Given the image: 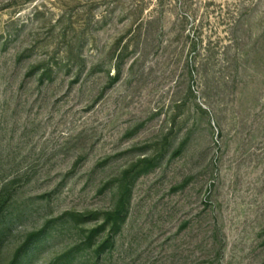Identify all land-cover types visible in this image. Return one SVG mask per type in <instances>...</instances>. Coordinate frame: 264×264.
<instances>
[{"label":"rangeland","instance_id":"obj_1","mask_svg":"<svg viewBox=\"0 0 264 264\" xmlns=\"http://www.w3.org/2000/svg\"><path fill=\"white\" fill-rule=\"evenodd\" d=\"M0 264H264V0H0Z\"/></svg>","mask_w":264,"mask_h":264},{"label":"trees","instance_id":"obj_2","mask_svg":"<svg viewBox=\"0 0 264 264\" xmlns=\"http://www.w3.org/2000/svg\"><path fill=\"white\" fill-rule=\"evenodd\" d=\"M179 153V151H177L176 152V154H178ZM121 211H117L116 213H115V217H117V218H119V217H121Z\"/></svg>","mask_w":264,"mask_h":264}]
</instances>
